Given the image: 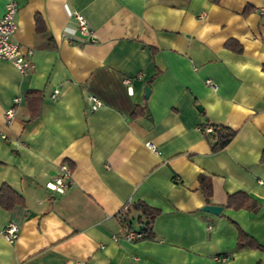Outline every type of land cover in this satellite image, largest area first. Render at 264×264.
<instances>
[{"label":"crops","instance_id":"crops-1","mask_svg":"<svg viewBox=\"0 0 264 264\" xmlns=\"http://www.w3.org/2000/svg\"><path fill=\"white\" fill-rule=\"evenodd\" d=\"M15 1L14 41L35 68L25 77L0 59V189L25 199L0 207V264H264V251L237 249L240 230L264 248V0ZM201 127L237 135L213 153ZM62 165L72 176L59 195L47 184ZM200 176L213 182L209 201ZM239 192L259 211L228 208ZM138 203L161 211L154 239L115 243L143 229Z\"/></svg>","mask_w":264,"mask_h":264},{"label":"built area","instance_id":"built-area-1","mask_svg":"<svg viewBox=\"0 0 264 264\" xmlns=\"http://www.w3.org/2000/svg\"><path fill=\"white\" fill-rule=\"evenodd\" d=\"M19 5L15 0H8L5 13L0 16V59L12 63L17 70L23 76H29L34 71V64L31 61L32 51L24 52L22 47L14 41V35L18 30V16ZM264 14V8L260 12ZM74 19L76 20L79 31L83 36L90 38L91 42H95L94 32L91 29L87 19L79 14L74 13ZM131 80L126 79L125 85H130ZM213 89H217L216 85L212 81H207ZM58 91H55V96L58 94ZM21 99H15V105L20 103ZM91 101V110L93 112L98 111L103 103L97 98L92 97ZM5 118L7 122H11L15 118V109H11L6 112ZM208 132H212L208 128ZM151 150H155L153 145H147ZM72 171L67 165L61 166V174L54 179V181L47 184V188L59 195H64L70 187L71 184ZM2 234L7 242L13 244L19 238V229L18 227L10 223L2 231ZM143 234L133 231V230H124L122 234L113 237L115 243H120L122 241L127 243H135L142 241ZM221 261H226V258H223Z\"/></svg>","mask_w":264,"mask_h":264},{"label":"trees","instance_id":"trees-1","mask_svg":"<svg viewBox=\"0 0 264 264\" xmlns=\"http://www.w3.org/2000/svg\"><path fill=\"white\" fill-rule=\"evenodd\" d=\"M36 21L38 30L40 32L45 31L43 21L39 16H37ZM241 50V46L235 48L236 52H240ZM27 99L28 101L30 100V102H33V105H37L38 102L41 101V96L38 92H29L27 94ZM140 113V109L136 108L133 118L138 117ZM38 116L39 112H34L32 119L38 118ZM201 130L204 133L208 143L210 144L213 153H218L226 149L233 142L237 135L236 132L225 127H213L211 133H206L204 127H201ZM261 162L264 163V152L261 158ZM199 183L204 197L209 201L213 196V182L211 178L200 176ZM17 206H25V199L9 186L3 185L0 189V207L7 211H12ZM227 207L233 208L235 210L247 209L251 212H258L260 208L259 204L256 201L251 199L246 193L243 192H239L229 196L227 200ZM133 209L140 213V221L144 224L143 229L136 232L143 234L142 240H153V225L156 218L161 215V211L153 209L145 205L144 203H138L133 207ZM247 248L264 251V248L259 245L257 241L240 230L237 249L241 251Z\"/></svg>","mask_w":264,"mask_h":264},{"label":"water","instance_id":"water-1","mask_svg":"<svg viewBox=\"0 0 264 264\" xmlns=\"http://www.w3.org/2000/svg\"><path fill=\"white\" fill-rule=\"evenodd\" d=\"M150 94H151V89L147 86L145 89V98L148 99ZM197 109L199 111H202V107H200V106L197 107ZM202 211L209 213V214H212V215H215V216H219L223 211V207L208 205V206H205L202 209Z\"/></svg>","mask_w":264,"mask_h":264}]
</instances>
